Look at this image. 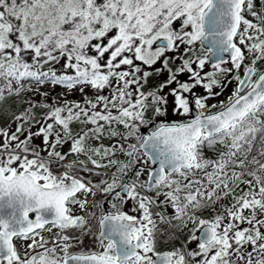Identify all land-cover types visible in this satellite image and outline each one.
<instances>
[{
  "label": "snow or ice",
  "instance_id": "1",
  "mask_svg": "<svg viewBox=\"0 0 264 264\" xmlns=\"http://www.w3.org/2000/svg\"><path fill=\"white\" fill-rule=\"evenodd\" d=\"M26 91L0 264H264V0H0V105Z\"/></svg>",
  "mask_w": 264,
  "mask_h": 264
},
{
  "label": "rangeland",
  "instance_id": "2",
  "mask_svg": "<svg viewBox=\"0 0 264 264\" xmlns=\"http://www.w3.org/2000/svg\"><path fill=\"white\" fill-rule=\"evenodd\" d=\"M157 67H159V65H157ZM167 77V73L162 74L159 77H152L150 79V83H149V87L159 84L160 82H162L164 79H166ZM186 76H182L181 79H186ZM232 85H229L228 90L225 92V95H227L228 93L231 92L232 90ZM165 91H167V89H165ZM202 91V90H201ZM43 92H47L48 98H47V102L51 103L52 99L55 97L60 96V94L63 92V89H61L60 87H51L50 85H45L43 87L40 88V93ZM36 95V96H35ZM69 100H79L81 97L79 95V93H74L70 96L67 97ZM223 98V97H221ZM42 99L41 95L38 93H34L32 91H26L24 93L21 94L20 97H13L10 101H7L6 103H4L2 105V107L0 108V127H7V126H11V129L14 130L16 127V124L13 123V115H19L27 106L28 104L26 102L28 101H40ZM18 102V103H16ZM213 103H215V101H212ZM37 117L39 118V116L41 115V110L37 109ZM33 131H35V128H33ZM35 143H40V140L37 139L35 141ZM104 143H110V141L105 140ZM65 148H67V146H65ZM209 155H211V152L208 153ZM123 159V158H122ZM98 198V197H97ZM96 198V199H97ZM162 199V198H161ZM110 209V204L108 205L107 209L105 210H109ZM129 209V205H126L125 210L127 211ZM161 210H166L165 214L168 216V214L170 213V215L172 214L173 210L172 208L169 206L167 208L165 207H161L159 208ZM97 211V215H99L100 209H96ZM168 213V214H167ZM202 215L204 217H208L211 215L210 212H203ZM93 223H95V220L93 219ZM170 229V231L168 230ZM159 233L156 232L157 237H164L165 234L166 236L169 238L171 236L173 237H178L180 240H182V245L185 242V238H184V234L185 236H188V230L185 229L183 231H181L179 228L174 227L172 225V223H165L163 227L159 228ZM93 241L91 238L89 237H85L84 238V247H90L92 245ZM189 248H193L195 247L194 244L192 245H188ZM76 250V249H74Z\"/></svg>",
  "mask_w": 264,
  "mask_h": 264
},
{
  "label": "flooded vegetation",
  "instance_id": "3",
  "mask_svg": "<svg viewBox=\"0 0 264 264\" xmlns=\"http://www.w3.org/2000/svg\"><path fill=\"white\" fill-rule=\"evenodd\" d=\"M108 205H109V203H108ZM108 205L105 207L106 209H107V207H108ZM125 207H126V205L124 206V210H125ZM163 211V213L165 214L166 212V210L164 211V210H162ZM168 214V213H167ZM165 216L167 217V215L165 214ZM168 216H170V213L168 214ZM176 225L179 227V229H180V226H179V222H177L176 223ZM177 227V228H178ZM162 237V236H161ZM158 238V237H157ZM184 238H185V240H186V238H187V236H185V234H184ZM179 239V238H178ZM179 241H180V243L182 244V240H180L179 239ZM179 246L180 245H178L177 243H176V241L174 240V239H172V241H169V243H167V244H159V243H157V245H156V247H157V250L158 251H161V252H163V251H170V250H173V249H175V248H179Z\"/></svg>",
  "mask_w": 264,
  "mask_h": 264
},
{
  "label": "trees",
  "instance_id": "4",
  "mask_svg": "<svg viewBox=\"0 0 264 264\" xmlns=\"http://www.w3.org/2000/svg\"><path fill=\"white\" fill-rule=\"evenodd\" d=\"M36 96V95H35ZM12 99V98H11ZM11 99H9L8 101H10ZM16 103H18V102H16ZM3 105V104H2ZM2 105H0V108L2 107ZM98 179V178H97ZM98 200L100 199V197L98 196V198H97ZM101 203L104 205V201H101ZM156 211H158L157 209H156ZM173 224H176L177 223V221H173L172 222ZM164 224L165 223H160L159 225H158V227H163L164 226ZM178 227V226H177ZM179 228V227H178ZM169 231H170V229H168ZM172 239H174L175 241H176V243L178 244V245H180L179 246V248L182 246L181 245V243H180V241H179V239H178V237H173V238H171V237H167L166 236V234H165V236L164 237H160V238H157V243H159V244H167V243H169V241H172Z\"/></svg>",
  "mask_w": 264,
  "mask_h": 264
},
{
  "label": "built area",
  "instance_id": "5",
  "mask_svg": "<svg viewBox=\"0 0 264 264\" xmlns=\"http://www.w3.org/2000/svg\"><path fill=\"white\" fill-rule=\"evenodd\" d=\"M81 158H83V157H81ZM89 167H91V165H89ZM94 219V218H93ZM157 232L159 233V230H157Z\"/></svg>",
  "mask_w": 264,
  "mask_h": 264
},
{
  "label": "water",
  "instance_id": "6",
  "mask_svg": "<svg viewBox=\"0 0 264 264\" xmlns=\"http://www.w3.org/2000/svg\"><path fill=\"white\" fill-rule=\"evenodd\" d=\"M108 205V203L105 202V207Z\"/></svg>",
  "mask_w": 264,
  "mask_h": 264
}]
</instances>
